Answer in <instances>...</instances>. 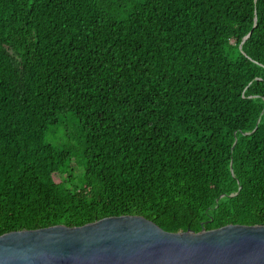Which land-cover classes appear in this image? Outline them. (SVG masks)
<instances>
[{
    "label": "trees",
    "instance_id": "obj_1",
    "mask_svg": "<svg viewBox=\"0 0 264 264\" xmlns=\"http://www.w3.org/2000/svg\"><path fill=\"white\" fill-rule=\"evenodd\" d=\"M126 215L264 226V0H0V236Z\"/></svg>",
    "mask_w": 264,
    "mask_h": 264
},
{
    "label": "water",
    "instance_id": "obj_2",
    "mask_svg": "<svg viewBox=\"0 0 264 264\" xmlns=\"http://www.w3.org/2000/svg\"><path fill=\"white\" fill-rule=\"evenodd\" d=\"M0 264H264V226L171 233L142 216L0 236Z\"/></svg>",
    "mask_w": 264,
    "mask_h": 264
},
{
    "label": "rangeland",
    "instance_id": "obj_3",
    "mask_svg": "<svg viewBox=\"0 0 264 264\" xmlns=\"http://www.w3.org/2000/svg\"><path fill=\"white\" fill-rule=\"evenodd\" d=\"M72 130L73 124L70 120L62 126L51 129L47 134L46 141L58 148H76L77 140L75 139Z\"/></svg>",
    "mask_w": 264,
    "mask_h": 264
}]
</instances>
